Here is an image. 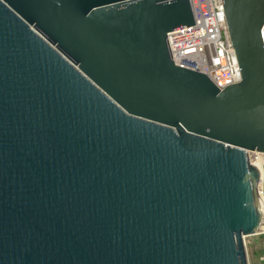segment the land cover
I'll return each mask as SVG.
<instances>
[{
	"label": "water",
	"instance_id": "obj_1",
	"mask_svg": "<svg viewBox=\"0 0 264 264\" xmlns=\"http://www.w3.org/2000/svg\"><path fill=\"white\" fill-rule=\"evenodd\" d=\"M220 1L223 89L170 58L190 0H0V264H247L264 0Z\"/></svg>",
	"mask_w": 264,
	"mask_h": 264
},
{
	"label": "built area",
	"instance_id": "obj_2",
	"mask_svg": "<svg viewBox=\"0 0 264 264\" xmlns=\"http://www.w3.org/2000/svg\"><path fill=\"white\" fill-rule=\"evenodd\" d=\"M195 25L167 34V46L172 62L183 69L205 74L218 88L240 81L236 56L231 47L220 0H190ZM264 46V23L261 27ZM250 152L253 166L259 171L257 194L261 202L263 225L255 234L264 253V152ZM258 264H264L261 256ZM247 264H250L247 260Z\"/></svg>",
	"mask_w": 264,
	"mask_h": 264
},
{
	"label": "rangeland",
	"instance_id": "obj_3",
	"mask_svg": "<svg viewBox=\"0 0 264 264\" xmlns=\"http://www.w3.org/2000/svg\"><path fill=\"white\" fill-rule=\"evenodd\" d=\"M244 244L246 250V257L250 264H258V260L261 256L264 257V253L260 249V238L256 235H249L244 237Z\"/></svg>",
	"mask_w": 264,
	"mask_h": 264
},
{
	"label": "bare ground",
	"instance_id": "obj_4",
	"mask_svg": "<svg viewBox=\"0 0 264 264\" xmlns=\"http://www.w3.org/2000/svg\"><path fill=\"white\" fill-rule=\"evenodd\" d=\"M263 221V220H262ZM263 222H261L260 226H259V230L262 228Z\"/></svg>",
	"mask_w": 264,
	"mask_h": 264
}]
</instances>
